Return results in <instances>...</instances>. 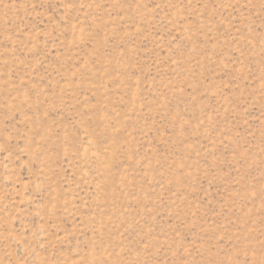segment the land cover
<instances>
[{"label":"rangeland","instance_id":"1","mask_svg":"<svg viewBox=\"0 0 264 264\" xmlns=\"http://www.w3.org/2000/svg\"><path fill=\"white\" fill-rule=\"evenodd\" d=\"M0 264H264V0H0Z\"/></svg>","mask_w":264,"mask_h":264}]
</instances>
